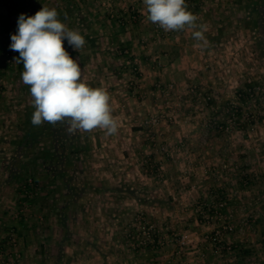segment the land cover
<instances>
[{
	"label": "rangeland",
	"instance_id": "obj_1",
	"mask_svg": "<svg viewBox=\"0 0 264 264\" xmlns=\"http://www.w3.org/2000/svg\"><path fill=\"white\" fill-rule=\"evenodd\" d=\"M136 1L75 0L82 8L70 18L62 1L37 0L38 10L56 9L85 38L78 51L66 40L64 48L88 86L106 89L118 128L69 134L47 124L28 138L35 109L31 94L20 99L3 137L26 141L0 151V264H264L263 251L256 261L245 251L254 228L250 165L237 158L249 150L238 149L240 141H264V42L254 0H241L236 35L217 32L221 17L208 30L201 1H185L197 28L167 32L138 13ZM218 39L237 43L225 50L236 51L235 66L201 63L202 42ZM11 43L4 41L3 68L17 76L24 66ZM192 52L200 59L191 67ZM57 130L61 167L51 155Z\"/></svg>",
	"mask_w": 264,
	"mask_h": 264
},
{
	"label": "clouds",
	"instance_id": "obj_2",
	"mask_svg": "<svg viewBox=\"0 0 264 264\" xmlns=\"http://www.w3.org/2000/svg\"><path fill=\"white\" fill-rule=\"evenodd\" d=\"M147 19L167 31L185 26L197 28V17L187 10L185 0H143ZM193 37L203 40L202 31ZM80 50L86 43L77 30H70L58 19L56 9L43 6L34 16L20 14L10 49L19 53L15 63H23L22 82L30 86L32 124L66 125L69 134L106 129L117 132L106 89L92 88L82 80L78 62L64 48V41Z\"/></svg>",
	"mask_w": 264,
	"mask_h": 264
},
{
	"label": "crops",
	"instance_id": "obj_3",
	"mask_svg": "<svg viewBox=\"0 0 264 264\" xmlns=\"http://www.w3.org/2000/svg\"><path fill=\"white\" fill-rule=\"evenodd\" d=\"M60 1L65 3L66 6L68 7L67 9L66 6H64L65 9L68 10L67 13L69 14L70 18L72 15H77L80 13L79 10H77L82 8L79 2L75 4V0H60ZM132 1H136V0H132ZM197 1H201L200 4L202 6V13H204L206 20L208 22L207 24L208 30H212L213 32H215L216 30H214V24H215L214 20L220 19L221 17V22L217 23L219 24L217 28V32L220 34H226L230 32L233 35H236L237 27L235 23H236V18L238 19L240 14L241 0H197ZM36 2L37 0H0V151L2 150L1 147L3 144L4 145L7 144L9 146L15 144V146H19L20 144L24 145L26 141L22 138L21 142H18L16 140L14 142V140L10 139L11 138L10 134H11V130L14 129L12 125L13 123L16 122L15 116H17L19 113V112L17 113V109L19 110L22 107H24L22 104L20 105L19 102L22 99H24V97H26L27 93L30 94V92H28V87H26V85L22 82L21 76H19V73H21L20 70L21 65L19 67V70H17L19 71L18 74L16 73L17 76H10L9 72L8 71L6 72V69L3 68L2 60L5 57V54H7L6 49L8 48V45L4 44V41L7 42L8 39L11 38V35L16 34L17 20L20 14L23 13L26 16H34L35 13L39 11ZM133 5L137 9L138 13L147 16L146 15L147 12L143 11V0H137L135 3L133 2ZM59 9H61V7ZM74 9L77 11H75ZM73 10L75 12H73ZM187 10L188 11L191 10L188 5H187ZM192 13L194 14V10H192ZM225 19H227L228 21L227 24L223 23L225 22L224 21ZM75 27H77V24L75 25ZM218 40L219 42L217 43L213 41L202 42V48L206 49L207 51L203 53L201 57L202 60L201 63L207 64L206 67L208 69H212L214 64H218L221 66L224 65L223 66L224 69L226 68L228 69L229 67L226 65V63L229 64L233 63L234 65V63L237 61L236 51L231 53L230 52L225 53V50L227 49L235 50V47L238 46L237 43L234 40L227 42L226 41L222 42L220 41V39ZM195 46L192 45V49H195ZM15 54L16 55H13L14 59L19 57L18 52H16ZM187 59H188L187 62L190 63V66L192 67L193 65L198 63L200 57L198 56V52L197 53L192 52L187 57ZM11 66H8V68H10ZM210 73L211 70L209 71L207 70V72L203 76H211ZM223 73H224L223 75L218 74V76H227L228 74V72H226L227 74L225 72ZM234 74L235 73L231 75L235 76L236 74L235 75ZM18 84H20L19 86L20 89L16 90ZM224 91L225 93H227L226 90ZM234 92L236 93L237 90L235 89ZM239 111L237 113H239ZM54 127L55 129H58V127L56 126ZM3 132L10 133L9 140L8 138L3 137ZM237 147L240 150H242L243 147L245 148L247 147L249 149L248 151L245 150L246 156L240 155L242 153L240 151V154L239 156H237V158L240 160H242L241 158L244 159L249 158L250 166L249 168H247L248 170L247 172L250 173L248 175L251 180L249 182L250 184H249V194H248L249 206L246 207H249L251 213L250 222L253 223L254 228H253V234H251L250 236V238H253L252 240H250V243H252L250 251L249 252L247 250L245 251L247 254L250 255V258H253L254 261H256L257 259H259L260 251H263L264 254V141L260 142L259 140H252L249 142L244 141V143L240 141L239 144H237ZM0 161H2L1 158ZM8 171L5 172L7 175H9ZM1 175H2V168H0V177ZM242 193L245 195L246 191H243ZM239 206L244 207L242 200L239 201ZM239 238H246V237H239ZM239 241L240 244L238 247L242 249V244L244 242H242V240ZM259 244L261 245L260 249L258 247ZM152 259L155 260L156 258L152 256ZM241 261L242 260H238V262Z\"/></svg>",
	"mask_w": 264,
	"mask_h": 264
},
{
	"label": "trees",
	"instance_id": "obj_4",
	"mask_svg": "<svg viewBox=\"0 0 264 264\" xmlns=\"http://www.w3.org/2000/svg\"><path fill=\"white\" fill-rule=\"evenodd\" d=\"M33 114V113H32ZM32 114L30 115V117L32 118ZM47 124H43L42 126L44 127V126H46ZM48 125H51V124H48ZM52 126V125H51ZM38 127H41V126H34L33 124H32V122L30 121V124H29V129H28V131L26 132V137H28V138H32V136H36L37 134H36V132H35V129H37ZM60 132L61 131H59V130H57V131H55L54 133H53V135H54V137L56 136V138H54L53 139V144H54V146H55V150L57 151V152H55L54 154H51L52 155V157H53V162H52V164H55V165H60V167H61V165H64V162H63V160H64V157H62L63 156V154H62V147L61 148H59V146H58V142H60V139L59 138H57L58 136H59V134H60ZM33 137V138H34ZM60 152H61V154H60ZM61 155V157L60 156H58L59 154ZM65 171H66V168L64 169ZM53 173V172H52ZM62 173H63V171H62Z\"/></svg>",
	"mask_w": 264,
	"mask_h": 264
},
{
	"label": "flooded vegetation",
	"instance_id": "obj_5",
	"mask_svg": "<svg viewBox=\"0 0 264 264\" xmlns=\"http://www.w3.org/2000/svg\"><path fill=\"white\" fill-rule=\"evenodd\" d=\"M255 3V16L254 25L256 32H259L260 40L264 42V0H254Z\"/></svg>",
	"mask_w": 264,
	"mask_h": 264
},
{
	"label": "built area",
	"instance_id": "obj_6",
	"mask_svg": "<svg viewBox=\"0 0 264 264\" xmlns=\"http://www.w3.org/2000/svg\"><path fill=\"white\" fill-rule=\"evenodd\" d=\"M8 56V54H6V62L7 63H10V58H8L7 57ZM224 229H227V230H229V231H231L232 230V228L231 227H223ZM220 235V231H216V233H215V238H213V240L214 241H218V242H220V238H216V237H218Z\"/></svg>",
	"mask_w": 264,
	"mask_h": 264
}]
</instances>
